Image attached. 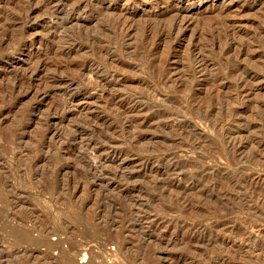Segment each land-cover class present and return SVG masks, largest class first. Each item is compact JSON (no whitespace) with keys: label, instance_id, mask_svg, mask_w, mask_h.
I'll use <instances>...</instances> for the list:
<instances>
[{"label":"rangeland","instance_id":"rangeland-1","mask_svg":"<svg viewBox=\"0 0 264 264\" xmlns=\"http://www.w3.org/2000/svg\"><path fill=\"white\" fill-rule=\"evenodd\" d=\"M127 1L133 13L175 6L183 37L176 48L163 42L143 66L131 32L114 58L135 71L120 72L102 67L88 33L103 27L104 7L123 9L126 0H69L66 10L76 2L80 10L66 23L52 13L61 1L0 0V264H264V76L212 93V83L234 76L214 78L221 62L215 52L214 59L205 56L207 69L200 61L208 18L229 10L237 28L258 23L264 32V0ZM19 11L20 23L13 18ZM255 42L260 55L253 59L260 62L264 37ZM165 47L173 54L165 63L168 85H154L141 74L148 61L164 57ZM237 51L229 66L263 72ZM191 69L196 99L214 94L209 114L183 100L180 77ZM224 114V137L244 143L233 157L220 131L209 128ZM181 196L176 207L167 206ZM218 204L220 212L211 213ZM43 229H49L44 242L21 239L23 230L34 238ZM57 241L59 247H46Z\"/></svg>","mask_w":264,"mask_h":264},{"label":"bare ground","instance_id":"bare-ground-1","mask_svg":"<svg viewBox=\"0 0 264 264\" xmlns=\"http://www.w3.org/2000/svg\"><path fill=\"white\" fill-rule=\"evenodd\" d=\"M54 1L55 2L56 1L60 2L61 1L62 5H63L62 7H58L55 11H52V13H54L56 16H58V18H60L59 22H61V20H64L62 22L66 23L68 20L72 21V20L75 19V15L74 14L80 10V4L79 3H77V2L73 3V4L71 3L72 6L68 10H66L64 8V6L69 2V0H45V4H49L50 2H54ZM164 1H170V0H164ZM127 2L128 1L126 0V3ZM174 2H176V1H174ZM126 3L124 2L125 5H126ZM158 3H160V1H158ZM162 3H164V2L162 1ZM135 4H137V1H136ZM178 4H179V2H178ZM152 6H153V4H152ZM155 6H157V5H155ZM130 7L131 6H130L129 2L127 3L125 8H123V9H117L116 10V7H111V8L104 7L103 10H102V15H103V21H102L103 24L102 25H103V27H101L100 31L96 35H89V33H88L89 40L90 39H94L93 41H97L98 42V48H99L100 56H101L100 64L103 63L102 67H104V68L106 67L107 71H108V69H111L112 71H120V72L122 71V72H124L128 68L130 70L132 69L131 66H133L134 64H127V63H124L125 61L117 60L116 57L114 58V56L122 54V52L125 50V49L123 50L124 43L121 41L122 40L121 38H123V40H124V37L128 36L127 38H129V36H131V32H132V34L133 33L135 35L137 34V37L139 38L138 42H137L138 39L136 40V39L133 38L134 40H136L135 42L138 43V44L136 43L137 47L135 48V50H133V52H134V55H135L134 58L138 59V61H136V62L139 63V61H140V65H141V61L142 62L145 61L147 55L150 56V54L151 55L153 54V56H154V53H156V51H158L160 49L159 46L161 44H164L163 42L169 40V42H171V44L173 45V48H176V47H178L177 46L178 40L180 39V37H183V33H181L180 29H179V27L181 25L182 18H179L180 15H179L178 10H176L177 8L175 9V6H173V5H170L168 7L166 6L167 9H165L164 11L163 10L161 11V9H159V12H147L145 14L142 13V11L138 12V13H133V12L129 11ZM153 8H154V6H153ZM23 9H25V8H23ZM23 9H22V11H26V10H23ZM155 9H157V8H155ZM155 9H153V10H155ZM155 11H157V10H155ZM226 11L228 12L229 10H226ZM226 11H224V12H226ZM224 12L222 10L218 11V13L216 12V14L214 16H212L211 18H208V20L205 19V20H207V21H205L206 24H204V25H206V27L203 26V24H202V26H203L202 28L205 27L204 30H206V33H205V38L203 39V41L205 40V42H203V46L200 44L202 47H204V49H203L200 46V49L202 51L204 50L202 52L201 58H200V61L203 62V64L201 66H202V70L207 69L205 56L207 57V55L212 53L211 54L212 55L211 58H213V53L215 52L214 54H217L219 56L221 62H220V65L215 68V71L212 70L213 71L212 75L214 76V78L218 77V78H223L224 79V78H229V77L233 78V76H234V80H235L236 79L235 75H236V77L238 75V79H236L235 81L231 80L232 82L234 81V83L228 81V82L224 83L223 85H215V84L212 83L211 86L209 87V90L212 93L216 92L218 90L221 91V89H223V91H228V89H235V90L238 89V88L240 89V86L242 85L243 82L245 84H247L246 82H247V80H249V77H252V80L254 81L255 79H259V77H261V76L263 77L264 76V69H262L263 72H259L257 69H253V67H252V69L251 68H246V67L243 68L242 67L243 65L240 66L238 64H236L237 66H235V67L234 66H229V65H231L230 62L232 61V59H231V51L234 48H236V50H238L236 52L237 54H238V52H241L240 54H247L250 58L253 59L254 57H256V59H257L258 58L257 56L260 55L259 54L260 52L256 51V48L253 46L254 45L253 43H258V42H255V41H257L258 36L260 37V39H261L262 36L264 37V32L263 31L261 32L259 27H258L259 30L257 29L256 25L258 23L255 26L254 25L245 26L244 23H243V25H244L243 27L237 28V26H235L233 24L231 19L228 18L227 14H225ZM263 12H261V13H263ZM21 14L22 13L19 11V12L15 13V15L13 17L14 20L17 21L18 23H20L19 21L22 18ZM263 15H264V13L262 14V16ZM125 16H127V18L129 17L131 19L132 22H130V20L128 21L130 24L126 23L127 21H125V19H124ZM182 17H183V15H182ZM258 17H260V15H258ZM263 17L260 20V22L264 24V18ZM122 18L124 20H122ZM198 19H199V17L197 18V20ZM199 21L200 22L202 21V23H203V20L199 19ZM256 22H257V20H256ZM254 23H255V21H254ZM123 27H124L123 30H125V28H127V30L129 28H131V30H129V31L126 30V31L123 32L122 31ZM135 31H136V33H135ZM199 31H201V30H199ZM260 34H261V36H260ZM137 37H135V38H137ZM231 37L235 38L237 41L233 42V39ZM201 38H203V37H201ZM230 39H232L231 42H233V43H229ZM195 42L193 41L192 44L190 43V45L196 46ZM60 43H62V42H60ZM165 43H167V42H165ZM259 43L263 44V42H259ZM136 44H134V45H136ZM166 47H165V49H167ZM168 47H169V45H168ZM250 48L252 50L251 52H249ZM257 48H259V47L257 46ZM194 49H196V48L194 47ZM164 51L163 52L161 51L163 54H165L162 59H160V58L158 59L157 58V60L148 61L147 62L148 69H146L144 67L146 70L142 67L145 70L146 74L143 72L144 75L141 74V76H145L147 78L146 75H148V77H150V80L153 81L154 85L155 84L159 85V84H167L168 83L167 82V80L169 78L168 72H170V71H166L165 70V63H166L167 60H169V57L171 56L172 53H171V51L169 52L168 49H167V51H165L166 53H164ZM185 51H187V50H185ZM261 51H262V49H261ZM173 52H175V51H173ZM177 53H179V52H177ZM163 54H162V56H163ZM180 54H183V53H180ZM180 54H178V55H180ZM185 54L187 56L186 52H185ZM185 54H183V55L185 56ZM155 56H156V54H155ZM117 58H119V57H117ZM180 58H181V56H180ZM182 58L184 59L185 57L182 56ZM260 58H261V56H260ZM183 59H181V60H183ZM213 59H212V61H213ZM221 59H224V60L222 61ZM217 60L219 61V59H217ZM183 62H184V60H183ZM183 62H181V63H183ZM254 62H257V61L254 60ZM256 64H259L260 69H261V67L264 68V58H261L260 62L258 61ZM142 65H143V63H142ZM179 65H181V64H179ZM143 66H145V62H144ZM142 68H140V69H142ZM255 68H257V67H255ZM140 69H138L139 75H140ZM193 69H191L188 72L184 71L185 73L184 72L182 73V71L179 72L180 74L182 73L181 77H180V78H182V82H181V85L179 86L180 89L179 88L178 89L179 90L184 89L186 91V92H184V96H183L184 99L183 100H186L189 103V108H192L193 110H195V109L196 110H202V112H204V114H209V112L211 110H213L215 108V105H216L215 104L216 102L214 101V99H212L214 94H212L210 92L209 93L210 96H209L208 99H206V100H197L196 97H195V92L194 93L190 92V90H191L190 87H192L191 86L192 85L191 80H193L192 79L193 78V74L196 71V70L194 71ZM132 70H134V69H132ZM144 70H141V71H144ZM144 79L145 78L140 77L139 81L142 82ZM98 80L99 79L95 77L94 78V83H98V85H100L102 82L100 83V82H98ZM111 84H113L114 86L116 85L115 82H112ZM108 86H109V83H108ZM154 87H156V86H154ZM154 87H153V90H155ZM148 88H150V87H148ZM151 89H152V86H151ZM183 97H180V100ZM171 100H173L172 102H178L179 98L178 99L175 98V99H171ZM109 102L111 104H116L117 103V102L115 103V98L114 97H111ZM219 102L221 104H223V98H220ZM186 110L187 109H185V111H184L185 113H186ZM230 121H234V120L231 119ZM226 123L229 124V120H227L226 114H224L220 118H216L213 122H211L209 124L210 125L209 128L210 129L212 128V130L215 129L218 132L221 129L222 132H223ZM182 132L184 133L185 131H182ZM222 132L221 131L219 132V134H218L219 136L218 137L220 138V140H223V143L225 144V148H227L228 151L232 152L231 155L233 157V154L237 150H239L243 146L244 143L240 144L238 141H233V140H230V139H226V137H224L225 132H224V134ZM183 133L180 132V136H182V137H184V136L186 137L187 136V139H188V137L193 136V134L195 135L196 132L194 133L193 130L192 131H188V132L186 131L184 133L186 135H184V136H183ZM233 136H235V134ZM230 137H232V135ZM234 139H236V138H234ZM152 159H151V161H153ZM223 183H226V181H224ZM158 187L160 189H162V190H168L170 188V186H167V185L163 186V184L162 185L158 184ZM229 196L232 197L231 194ZM183 198H184L183 196L174 197V198H172L173 201H171V203L169 205H167V206L171 207V208L172 207H176L177 206L176 203L181 201ZM190 202H191V199H188V203H190ZM221 208H222V206L218 204L217 206L214 207V209H212L213 211L211 213L216 214L217 212H220ZM209 216H212V214H210ZM206 218H207V216L205 215L204 216V220ZM199 223H201V220L195 222L193 224L192 228L197 227ZM71 228H75V226L71 225ZM43 230L44 231L39 233V236L34 237V238L30 237V234H29V232L27 230H25V231L23 230V232L21 233V239H27V240L31 239L33 244L34 243L37 244L38 242H44V238H45L46 234L48 235L49 229H46V231H45V229H43ZM53 231L55 232V229H53ZM53 231H52V233L54 234ZM110 242H112V241L109 239L108 243H110ZM34 246H36V245H34ZM59 246H60V241L50 242V243L47 242L46 243V247L48 249H53V248L59 247Z\"/></svg>","mask_w":264,"mask_h":264}]
</instances>
